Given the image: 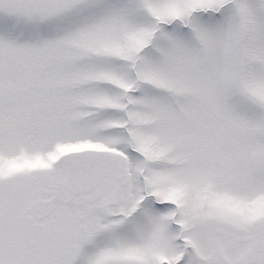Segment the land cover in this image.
<instances>
[{
	"label": "snow or ice",
	"instance_id": "obj_1",
	"mask_svg": "<svg viewBox=\"0 0 264 264\" xmlns=\"http://www.w3.org/2000/svg\"><path fill=\"white\" fill-rule=\"evenodd\" d=\"M0 264H264V0H0Z\"/></svg>",
	"mask_w": 264,
	"mask_h": 264
}]
</instances>
